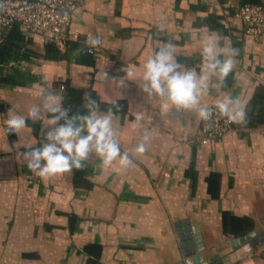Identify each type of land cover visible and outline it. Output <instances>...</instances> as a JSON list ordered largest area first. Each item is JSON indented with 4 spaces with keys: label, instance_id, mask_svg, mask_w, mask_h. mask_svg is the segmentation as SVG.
I'll list each match as a JSON object with an SVG mask.
<instances>
[{
    "label": "crops",
    "instance_id": "1",
    "mask_svg": "<svg viewBox=\"0 0 264 264\" xmlns=\"http://www.w3.org/2000/svg\"><path fill=\"white\" fill-rule=\"evenodd\" d=\"M244 4L264 5V0H80L66 33L81 49L59 61L40 56L48 43L41 36L21 31L26 49L35 54L13 58L3 70L0 128L9 108L27 115L39 104L42 89L62 98L60 86L66 81L91 89L105 107L101 111L112 110L121 151L130 163L124 169L118 162L101 167L90 153L82 168L41 178L25 166L18 153L23 148L14 145L21 139L36 140L38 146L50 126L26 118L30 128L21 137L12 133L9 139L0 132V264H84L86 256L77 250L87 243L102 246L101 264H176L184 259L176 224L181 231L189 229L192 244L199 234L207 257L209 250L237 238L232 229L241 228L223 227L224 213L254 224L253 251L237 264H264V127L235 123L236 130L203 145L195 111L165 108L163 98L141 91L138 78L118 88L109 83L124 76L127 66L139 74L161 40L175 45L178 61L199 69V40L214 31L238 56L223 84L211 79L201 103L214 106L230 95L245 109L255 91L264 88V40L243 34L235 13ZM89 35H98L101 44L86 46ZM101 69L109 79H97ZM146 132V150L137 154ZM17 214L20 226L13 224ZM67 215L77 218L72 230Z\"/></svg>",
    "mask_w": 264,
    "mask_h": 264
},
{
    "label": "clouds",
    "instance_id": "2",
    "mask_svg": "<svg viewBox=\"0 0 264 264\" xmlns=\"http://www.w3.org/2000/svg\"><path fill=\"white\" fill-rule=\"evenodd\" d=\"M222 37L210 31L199 40L200 67L191 68L177 59L176 47L168 40L158 42L156 50L147 57L142 71L135 74L128 66L124 76L112 78L110 84L118 88L124 85L126 79H139V87L148 98L153 96L163 98L165 108L195 111L197 118L208 120L213 114L226 118L229 122L243 123L245 121L244 106L237 97L225 95L217 100L214 106L201 103L213 77L220 84L233 72L238 50L221 43ZM101 44L98 35H89L85 45L95 48ZM99 81L109 79L108 73L101 69L96 73ZM42 97L39 104L32 106L27 115L20 114L14 108L7 110L0 132L6 137L9 133H21L30 126L26 118L41 120L50 126L43 131V142L22 143L19 139L14 147L25 162V166L41 178H48L73 169L83 167V161L90 153L99 157L100 166H111L118 162L121 169L130 163L128 153L122 152L113 126L112 110H99L95 100L88 98L84 114L68 115L67 109L61 104V96L48 88L40 91ZM48 114V115H46ZM149 134L136 145L135 153L142 154L146 150Z\"/></svg>",
    "mask_w": 264,
    "mask_h": 264
},
{
    "label": "built area",
    "instance_id": "3",
    "mask_svg": "<svg viewBox=\"0 0 264 264\" xmlns=\"http://www.w3.org/2000/svg\"><path fill=\"white\" fill-rule=\"evenodd\" d=\"M80 0H0V32L17 24L27 35H39L62 49L69 40L66 29ZM243 24V34L254 41L264 40V5L246 4L235 13ZM211 107V106H210ZM201 144L224 137L236 130L233 122L213 114L200 120Z\"/></svg>",
    "mask_w": 264,
    "mask_h": 264
},
{
    "label": "trees",
    "instance_id": "4",
    "mask_svg": "<svg viewBox=\"0 0 264 264\" xmlns=\"http://www.w3.org/2000/svg\"><path fill=\"white\" fill-rule=\"evenodd\" d=\"M246 5V4H244ZM243 6V5H242ZM26 44L23 33L21 32L19 26L14 24L10 29L0 32V85L7 82V77L3 73L6 70L9 61L13 58L22 59L26 58L28 55L35 54L32 50L26 49ZM72 49H81L80 45L75 43H70L68 40L65 41L62 49L58 48L53 43H46L44 46V52L41 57L48 60L59 61L67 58V54ZM39 56V54H37ZM60 89L62 91V106L67 109L68 115L84 114L87 112L85 104L88 98L95 100L98 104L99 110L105 107L98 101L95 93L91 89L82 90L78 88L71 87L68 82H61ZM245 121L242 123L247 129H255L264 127V88H259L255 91L254 95L249 99L245 106ZM233 126H236L233 122ZM9 139L12 138V133L8 134ZM69 229L72 227L76 221L75 215H67ZM223 227L226 228V224L237 225L241 228L238 230L232 229V235L235 237H241L248 234L254 227L253 221L249 218H237L228 217L225 213L222 215ZM244 225L245 227H242ZM235 228V227H233ZM239 228V227H237ZM264 241V240H263ZM102 246L98 243H87L84 244L80 249L77 250L78 253H82L86 256L84 264H101ZM22 257L25 258H36L35 253H23Z\"/></svg>",
    "mask_w": 264,
    "mask_h": 264
},
{
    "label": "water",
    "instance_id": "5",
    "mask_svg": "<svg viewBox=\"0 0 264 264\" xmlns=\"http://www.w3.org/2000/svg\"><path fill=\"white\" fill-rule=\"evenodd\" d=\"M178 226L176 224L179 245L184 259L176 264H237L253 251L251 240L255 237V232H250L241 237L231 238L220 250H209V256L206 257L204 246L199 242V234L193 236L195 244H192V235H190L189 229L184 228L183 232Z\"/></svg>",
    "mask_w": 264,
    "mask_h": 264
},
{
    "label": "rangeland",
    "instance_id": "6",
    "mask_svg": "<svg viewBox=\"0 0 264 264\" xmlns=\"http://www.w3.org/2000/svg\"><path fill=\"white\" fill-rule=\"evenodd\" d=\"M12 220L14 221V225H15V223L18 225V226H20V225H22V217H19V215L17 214L16 215V217H12ZM12 235V239H16L17 237H18V235L16 234H11ZM2 236H4V234L3 233H0V239L2 238ZM7 236H9V234L7 233ZM2 251H4L3 249H2ZM0 252V253H3V252ZM12 251H14V250H12ZM3 254H0V256H2Z\"/></svg>",
    "mask_w": 264,
    "mask_h": 264
}]
</instances>
